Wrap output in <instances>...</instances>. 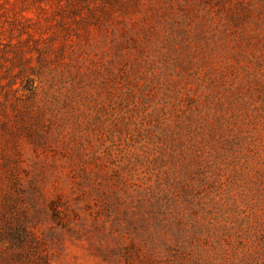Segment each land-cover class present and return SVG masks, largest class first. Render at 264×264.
I'll list each match as a JSON object with an SVG mask.
<instances>
[{
    "label": "rangeland",
    "instance_id": "obj_1",
    "mask_svg": "<svg viewBox=\"0 0 264 264\" xmlns=\"http://www.w3.org/2000/svg\"><path fill=\"white\" fill-rule=\"evenodd\" d=\"M61 5L6 4L0 264H264V0Z\"/></svg>",
    "mask_w": 264,
    "mask_h": 264
},
{
    "label": "trees",
    "instance_id": "obj_2",
    "mask_svg": "<svg viewBox=\"0 0 264 264\" xmlns=\"http://www.w3.org/2000/svg\"><path fill=\"white\" fill-rule=\"evenodd\" d=\"M38 1H44V0H38ZM45 1H49V0H45ZM58 2H61L63 0H56ZM71 0H66L67 5L66 6H60L57 10H56V16H58L56 18V22H55V27L53 25L52 27V32L51 35L47 38L48 41H52L53 39H56L57 36H59V34H62L63 36H66L71 29L68 28V26L66 25V18L65 15H63V13L60 12V10H64V8H68V3ZM16 0H0V67L3 66L4 64V60H8L7 56H5V54L9 53V48L7 50V48L5 47L8 43L5 42L4 38H7L6 34L7 32H12L13 28H12V24L13 22H11L10 20H8L9 17V10L6 7V4H15ZM108 5H110L111 8H115V7H119L120 5L123 6V0H101V6L102 9L104 11V13H106V11H109ZM45 9V8H43ZM70 11H74L75 9H69ZM11 11V10H10ZM18 13L17 10H14L13 14L16 15ZM108 15V13L106 14ZM104 15V16H106ZM20 32H22V30H20ZM31 38V37H30ZM39 39H35V42H37ZM9 47V46H8ZM34 49H36L37 53H38V61L41 62L44 57L45 54L47 53V51L50 49V47H45V48H39V47H34ZM12 54L13 57L11 58V64L12 65H20L23 62V52H24V48L20 47V48H12ZM35 68V67H33ZM22 71V70H21ZM20 71V72H21ZM5 77L9 78V84L14 80L11 76L8 75V67H6V72H5ZM19 74H16L15 76H18ZM28 85L30 84V81H28L27 83ZM10 238L11 239H15L16 241H22L23 236L21 235V233H19V231H12V233L10 234Z\"/></svg>",
    "mask_w": 264,
    "mask_h": 264
}]
</instances>
